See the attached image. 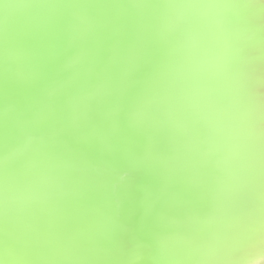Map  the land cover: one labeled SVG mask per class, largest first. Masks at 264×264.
Segmentation results:
<instances>
[{
  "label": "clouds",
  "instance_id": "9594fccd",
  "mask_svg": "<svg viewBox=\"0 0 264 264\" xmlns=\"http://www.w3.org/2000/svg\"><path fill=\"white\" fill-rule=\"evenodd\" d=\"M0 264H264V0H0Z\"/></svg>",
  "mask_w": 264,
  "mask_h": 264
}]
</instances>
